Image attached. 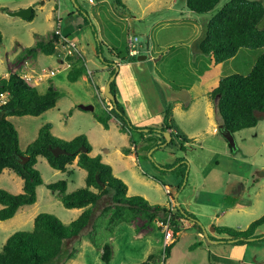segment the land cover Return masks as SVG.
Wrapping results in <instances>:
<instances>
[{"label":"rangeland","instance_id":"rangeland-1","mask_svg":"<svg viewBox=\"0 0 264 264\" xmlns=\"http://www.w3.org/2000/svg\"><path fill=\"white\" fill-rule=\"evenodd\" d=\"M26 1H30L27 6H32L34 12L32 20L7 14L23 0H0V75L8 73V62L13 63L22 48L34 47L36 41H47L57 30L66 29L71 34L76 31L75 25L82 23L84 26L83 15L73 0ZM122 1L126 6L123 10L117 9L113 0H76L87 11L96 28V36L89 27L86 31L81 30L83 32L78 43L73 42L80 54L75 52L72 55L75 62L79 59L84 62L85 79L69 81L67 70L72 67L68 69L58 61L61 54L63 56L67 49H72L68 44L72 42L70 39L58 40V50L50 55L40 51L33 58L34 52L39 49L26 51L30 55V68L34 69L36 77L41 76L42 79L37 86L38 91L43 93L49 86H55L59 98L54 107L38 116L14 115L9 119L18 132L21 150H25L37 137L44 123H50L51 132L60 139L70 140L85 134L92 146L90 155H100L102 161L112 167L116 177L127 181L125 183L130 187L128 196H141L150 205H167L169 196L165 188H169L173 197L177 196L180 202L188 203V206H182L197 217L205 230L204 237L199 238L195 229L181 232L170 255L165 258L164 247L173 238L166 242L163 227L159 225L161 220L155 218L148 221L139 215L132 222L119 223L109 233L104 218H100L99 214L103 206L111 202L110 197L104 196L96 205L92 221L82 236L68 242L74 256L65 264H106L100 258L105 243L112 248L108 264H140L149 253L154 256V264H264V240L233 244L207 236L226 237L219 236L213 226L244 230L264 214V113L257 114L256 126L234 132V145L229 148L230 144L221 132L212 134L211 126H208L206 104H209L217 120L215 101L209 94L200 97L197 87L191 91L188 89L198 79L207 81L212 78L211 87L227 75L247 74L257 57L264 52V47L241 48L233 58L213 67L211 56L200 53L196 44L202 38L207 22L229 0H220L207 13L189 11L186 0ZM259 1L264 5V0ZM260 25H264V19ZM129 38L146 56V72L153 77L162 103L178 101L187 105L192 102L193 117L180 106L174 110V116L172 114L180 132L183 133L181 129L189 132L201 129L195 137L188 136L190 141L183 143L185 150H180V138L175 139L173 144L156 149V136H141L139 131L125 132L115 118L105 129L94 118V113L102 112L105 108L109 110V104L104 105L102 100L107 102L104 90L110 78L108 64L103 63V58L96 53V41L101 46V55L112 61L115 56L111 48L126 56ZM50 70L56 74L49 76ZM136 74L141 78L142 87L143 73L138 67ZM5 99L0 96V103ZM161 118L162 115H154L147 124L156 125ZM147 133L143 131V134ZM130 135L136 146L132 149L134 159L122 151L123 147L130 146ZM225 141L228 145L224 144ZM178 157L187 160L185 168L178 164L169 169L164 167ZM69 166L72 171L63 174L48 165L44 158L38 159L36 168L44 182L36 188L37 200L32 205L22 206L12 218L0 220V250L13 232L30 230L34 217L40 212L50 213L64 224L78 217L80 209L64 207L59 194L46 186L47 183L65 179L67 193L84 187L86 171L77 166V158ZM22 184V179L8 169L0 175V188L10 193H20ZM200 196L204 197V201L198 200ZM233 196H238V201ZM243 202L246 206L242 205L245 208L242 212L235 210L230 213L226 210ZM215 216H218L217 220ZM96 221L103 225L92 229V223ZM90 232L101 248L92 244ZM255 234L264 235V224L256 229ZM197 241H202V244L190 249ZM48 264H52V261Z\"/></svg>","mask_w":264,"mask_h":264},{"label":"trees","instance_id":"trees-1","mask_svg":"<svg viewBox=\"0 0 264 264\" xmlns=\"http://www.w3.org/2000/svg\"><path fill=\"white\" fill-rule=\"evenodd\" d=\"M78 11L83 15V25L90 27L95 35L96 28L87 11L78 5ZM220 0H186V8L193 13H207L211 11ZM117 9H126L122 0H113ZM4 10V8H2ZM34 12L28 20H32ZM264 19V5L259 0H229L207 22L202 38L196 44L197 50L205 55H210L215 66L234 57L241 48L256 49L264 47V25L260 23ZM82 27V25L80 26ZM96 36V35H95ZM59 35L53 33L47 41H38L34 47L27 48L28 52L39 49L44 54L50 55L56 51L55 42ZM0 32V40H1ZM96 53L103 58V63L109 66V76L115 73L118 66L115 62L103 57L99 41H96ZM115 58L121 62H135L137 56H129L121 51H114ZM113 65V66H112ZM86 70L84 62L79 59L67 73V79L76 81ZM110 92L115 96L110 110L106 108L102 112L94 113V118L105 129L109 128L112 118L118 120L121 130L132 133L143 131L154 133L159 131L163 135L166 131L171 138L156 144V149L173 144L175 139L181 140L180 150H185L183 143L190 139L179 131L172 117V105L164 103L163 120L159 126H136L131 123L122 103L117 99L118 88L116 79L110 83ZM209 96L215 101V110L219 123L226 125L231 133L241 129L254 127L258 123V113H264V52L261 53L250 71L245 74H230L217 81L210 87ZM5 100L0 103V175L4 169H9L18 175L22 181V191L17 194L10 193L0 188V220L12 218L24 205H32L37 200V186L43 184L40 171L36 168L38 157L45 158L52 168L65 172L69 165L77 158V166L86 171L85 186L67 193V181L60 179L47 183L46 186L60 196L64 207L68 209L83 208L80 215L69 224L62 223L56 216L47 213H38L33 220L30 230H18L13 232L3 244L0 250V264H65L74 256V250L68 247V242L82 236L85 228L90 225L94 210L98 202L104 197H110L111 202L103 206L100 218L105 220V228L112 233L114 227L121 222H132L139 215L152 221L155 218L166 221L173 230V240L165 245L164 253L167 258L181 232L195 229L203 233L205 230L197 220V217L183 208L180 204L172 211L167 205H150L141 196H128L126 183L113 174L112 167L102 161L100 155L91 156L92 146L85 134H80L70 140L60 139L51 132L52 125L44 123L38 130L37 137L21 150L19 147L18 132L9 119L10 116L33 115L38 116L56 105L59 92L53 86H49L41 93L37 87L29 84L23 77L15 72L0 75V96ZM170 129V131H169ZM163 137V136H162ZM135 141L130 135V146L123 147L125 154L131 152ZM59 146L65 153L54 155L52 148ZM85 147L87 152H82ZM231 146L229 145V148ZM21 156H28L26 162L21 161ZM186 160L182 157L175 159L173 163L164 167L169 169L178 164L186 167ZM72 170V169H71ZM70 172V171H69ZM169 201L174 198L169 193ZM264 224V214L252 221L244 230H236L227 226H213L214 231L226 237L210 239L223 240V242L243 244L252 241L264 240V235H256V229ZM103 225L96 221L92 223V229ZM104 227V226H103ZM92 244L101 248L96 242L92 232L88 233ZM178 235V236H177ZM201 242H194L189 248L194 249ZM101 260L108 264L112 257L111 245L105 243L102 246ZM154 256L150 254L140 264H154Z\"/></svg>","mask_w":264,"mask_h":264},{"label":"crops","instance_id":"crops-1","mask_svg":"<svg viewBox=\"0 0 264 264\" xmlns=\"http://www.w3.org/2000/svg\"><path fill=\"white\" fill-rule=\"evenodd\" d=\"M23 1L24 2H21L20 5H18V7H15V10L20 9L22 7H25V6H27V4L30 3V1H26V0H23ZM71 15H74V14H71ZM81 24L82 23H79V24L75 25L76 26V31H73L71 34L68 33V31L66 29L65 30H60V35L63 38H65V39H70V41L74 42L75 44H76V42L78 43L79 39H80V37L82 35V32L86 31L87 29H89V26H86V25H84L83 27H80ZM81 30H83V31H81ZM36 42H35V45H36ZM56 49L58 50V46H56ZM95 50H96V48H95ZM26 51H27V48H22V51L19 52L18 58L15 57L16 60L12 61L13 63L8 62L9 63L8 64V68H9L8 72L17 73L18 75L23 77L29 84L37 87L38 84L41 83L42 79H41V76L36 77V73L34 72V69L30 68L31 65L28 64V62L30 61V55L28 56V54H26ZM61 51H63V49ZM67 51H68V49L66 50V52L63 51L64 52L63 56L61 54V56L58 57V61L61 64H62V61L65 60V58H64L65 56L67 57L66 59L69 60L71 63L75 62V56H73L72 54L66 55ZM38 53H40V50H37V51L34 52V54H33L34 56L32 55L33 58L36 55H38ZM55 53H56V51H55ZM112 55L114 57L113 53H112ZM139 55H143V54L140 52ZM145 61H146V56H145L144 59L136 60L135 62H121L119 59L114 57L113 62H115L118 65V71L116 72V76H115L116 85H117V88H118L117 99L122 103V105H123V107L125 109V112H126L128 118L130 119L132 124H134L136 126H159L161 124L162 120H163L164 103H162V100H161V98L159 96L160 94H159V91H158V87L156 88V85H155L156 83H154L155 81L153 80V77L150 76V73L146 72V68L144 66V64H145L144 62ZM141 65L143 66V68H142ZM136 67H138L141 70V72L143 73V77L141 76L142 79H144V82L142 83V87H141V78L139 76H137V74H136ZM68 71L69 70H67V73H68ZM84 73L78 79H80V78L81 79H85ZM54 75H49V76H54ZM46 78H47V76H46ZM211 80H212V78L208 79L207 81L206 80H202V79H198V80L195 81V85L189 86L188 89H190V91H191L192 89L197 87L198 91H199V94H200L199 96L200 97L201 96L204 97L205 94H208V92H209L207 88H210L209 86L211 84ZM54 88H55V86H54ZM143 88H145V89H143ZM199 96L196 97L195 99L199 98ZM3 97H5V96H3ZM191 99H194V98L192 97ZM194 102H196V100ZM102 103L104 105L110 104L109 101L104 102L103 100H102ZM171 104L174 105V107H172L173 116H174V110L176 109V107L180 106V107H184L185 108L184 110H186L187 112L190 113V117H193V115L191 113V111L193 109L192 102L188 103L187 105H184V103L181 104L178 101H173V103H171ZM206 111H208L207 114H208V117H209L208 126H211L212 134H217V127H218V124H220V123H218V120H216V117L212 113V109L209 106V104H206ZM154 115H158L159 117L162 115V118L160 119L161 121L159 120L160 123H158L156 125H148L147 122H149L154 117ZM213 116H214L215 119H213ZM181 130L183 131V133L187 137L188 136L189 137L190 136H194L195 137L196 134L200 133L201 129H194V130H192L190 132L187 129H185V130L181 129ZM169 131H170V129H169ZM145 132H147V131H145ZM149 135H154V136L157 137L156 144L161 143L163 138L167 139V137L164 134L161 135L159 131L154 132V133L143 134V136H149ZM224 144L228 145L226 141L224 142ZM135 148H136V146L134 145V149ZM132 149H133V147H131V152L129 154L131 155V158L134 159L133 154H132L133 153ZM40 157L41 156H39L38 159ZM37 162H38V160H37ZM70 167L71 166H68L67 170L65 172H62V173L66 174V173H69V171H72L70 169ZM4 170H3V172H4ZM125 182L127 183L126 180H125ZM166 189H169V188H165V190ZM129 191H130V187L128 186L127 195H128ZM170 194L172 195L171 191H170ZM172 197H173V195H172ZM173 198H174L175 205L180 204L181 206L183 205L184 207L188 206V203H182L178 199H176L177 196H175ZM233 198L236 199L237 201L239 199L238 196H233ZM198 200L199 201H204V197L200 196L198 198ZM242 205L246 206V204H244V202H243V204L240 203L239 205H233V206L227 208L226 210L229 211L230 213L235 211V210H239V212H242L243 210H245V208ZM167 206L169 207V203L167 204ZM79 209H80L81 212L83 211V208H78V211H79ZM246 210H248V209L246 208ZM187 211L191 212L190 210H187ZM225 212L226 211H224V213ZM191 213H193V212H191ZM215 219L217 220L218 216H215ZM197 236L199 238H202V237H204V234L201 233V232H197ZM216 238H220V237L217 236ZM199 242H201V244H202V241H199ZM149 254H147V256Z\"/></svg>","mask_w":264,"mask_h":264},{"label":"water","instance_id":"water-1","mask_svg":"<svg viewBox=\"0 0 264 264\" xmlns=\"http://www.w3.org/2000/svg\"><path fill=\"white\" fill-rule=\"evenodd\" d=\"M32 13H33L32 6L22 7L20 9L7 12V14H9L10 16H18V17L25 18V19L30 18ZM144 58H145L144 55L137 56V60H142ZM117 71H118V66L115 68V73L110 76L106 84L105 90H104L106 98L111 102H114L115 96L110 92V83L115 78ZM217 131L221 132V134L228 141L230 146L234 145L233 133H231L230 130L227 129L225 124L223 123L218 124ZM164 135L167 137L166 140H169L171 138L170 133L168 131H166ZM80 149L82 152H87V149L85 147H81ZM51 151L56 156L59 154L65 153V150L59 146L52 148ZM20 158L23 163L28 160V156H21ZM249 240L252 241L254 240V238L253 237L249 238ZM230 242H232V240H230Z\"/></svg>","mask_w":264,"mask_h":264},{"label":"built area","instance_id":"built-area-1","mask_svg":"<svg viewBox=\"0 0 264 264\" xmlns=\"http://www.w3.org/2000/svg\"><path fill=\"white\" fill-rule=\"evenodd\" d=\"M56 33L59 35L58 37V40H60V42L64 41V40H67L65 38H63L61 35H60V31L57 30ZM57 40V41H58ZM57 41L55 42V45L57 43ZM69 45L72 46V49H68L67 51V54H72V53H79V51L76 50V46L73 42H68ZM73 50V51H72ZM80 54V53H79ZM140 54V51L137 49L136 45L134 44V41L132 38H129L128 39V55L129 56H138ZM66 57V56H65ZM64 57V58H65ZM62 64L65 65L66 68L70 69L72 67V63L67 60L65 58V60L62 61ZM56 72L54 70H50L49 71V75H54ZM89 74H91V72L89 71ZM109 110L112 108V105L109 104ZM166 193L169 194L170 193V190L169 189H166ZM175 202L173 200H170L169 201V208L174 211L175 210ZM159 225H161L163 227V230H164V236H165V240L166 242L171 240L173 238V230L171 228V226L169 225V218L164 222V221H160L159 222Z\"/></svg>","mask_w":264,"mask_h":264}]
</instances>
